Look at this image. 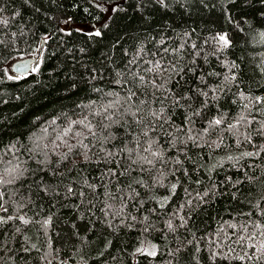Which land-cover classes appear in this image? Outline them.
Listing matches in <instances>:
<instances>
[{"label": "trees", "instance_id": "16d2710c", "mask_svg": "<svg viewBox=\"0 0 264 264\" xmlns=\"http://www.w3.org/2000/svg\"><path fill=\"white\" fill-rule=\"evenodd\" d=\"M0 8L4 9L0 19L9 21L7 25H0V41H3L0 43V69H8L15 59L36 56L42 61L39 72L19 81L7 80L0 71V155L5 160L18 157L28 167H37L33 153L28 151L33 133H40L43 127H48L51 134L62 122V112L70 113L78 105L89 103L90 99L99 103L100 93L94 92L93 86L107 91L112 87L110 80L115 76V69L125 70L126 66L148 68L152 65L145 61L158 60L161 56L196 67L198 72L202 68L203 72L211 73L207 81L213 85L221 78L215 73L227 72L234 61L239 66L237 71H241L243 76L241 87L246 90L251 88L253 96L264 94L262 0H244L243 3L238 0L236 4L230 3V0H165L163 5L158 0H29L27 4L24 0H0ZM113 8L117 10L113 12ZM17 12L20 15H16ZM106 21L108 27L104 28L102 25ZM65 24L91 25L97 27L102 35L89 36L87 32L75 28L64 31ZM220 33H227L234 46L226 52L211 54L218 47L212 37ZM193 44L196 49L191 47ZM38 48L40 52L36 51ZM80 49H85V52ZM165 49L168 51L165 52ZM173 49L178 51L173 52ZM192 59L196 60L195 65L191 63ZM130 60L133 63L128 65ZM85 63L90 68L101 69L104 79L90 83L83 75L82 64ZM176 78L174 76L173 80ZM123 79L128 80L130 76ZM195 81L196 78L189 72L188 83L182 80L181 84L187 88ZM117 90L124 91L123 88ZM235 92L233 87L220 100L230 115L240 112V105L245 103L238 95H233ZM146 99L152 102L154 98ZM259 107L264 108V105ZM175 118L178 119L179 114ZM53 119H56V125H50ZM256 120L264 121V114L256 113ZM253 142L259 144L264 140L253 136ZM224 145L211 152L194 149L201 152L199 160L207 167L196 171L192 169L195 160L185 161L191 179L182 176L177 195L172 197L166 208L160 210L161 213L169 210L176 212L177 206L187 196L185 188L195 195L215 182L219 186L215 194L204 201H194L191 207L186 205L179 213L190 216L186 227L175 233L165 231L162 234L159 228L164 223V217L148 210L158 207L153 197L165 193L166 188L157 187L153 192L139 188L138 199L146 201L141 208L157 224V229L141 235L138 231L141 226L137 224L134 229L121 227L112 233L111 229L97 222L87 233V240L95 243L82 244L80 236L73 235L75 229L71 225L74 221L83 235L90 227L87 217L91 213L74 212L71 207H61L59 203L49 212L45 199L42 202L45 207L37 210L42 216L52 215L51 228L44 230L39 225L30 224L27 228L21 225L30 239L22 241L19 235L14 240L9 237L13 259L8 264H48L49 260L52 264H213L209 258L210 251L218 249L208 241L215 238L218 242L222 235L219 228L223 227L231 235L233 229L229 225H252L264 220L261 216V209H264V153L255 158H242L236 163L227 160L226 156H239L244 151H256V148L248 143L237 146L232 137H227ZM214 164L216 167L210 171ZM85 176L96 178L93 179L95 183L100 178L97 166H90L77 178ZM247 177L256 179L249 181ZM197 178L200 179L199 184L194 182ZM29 179L34 183L32 178ZM172 180L169 175L164 184L170 186ZM33 198L41 203L39 196L34 194ZM101 207L98 198L93 220L102 217ZM128 209L140 215L132 203H129ZM25 211L29 216L33 215L28 209ZM77 216L84 218L77 219ZM253 230L248 228L249 232ZM103 237L111 239L112 245L104 256H98ZM143 238L156 245V257L135 252ZM20 243L25 246L34 243L37 247L30 253L20 254L15 251ZM247 250L251 252L250 248ZM237 252L242 254L238 246ZM113 254L119 258L116 262L111 260ZM235 255L233 253L230 264H264V260L257 261L255 258L249 260L246 257L241 261L235 259ZM215 264L229 262L217 259Z\"/></svg>", "mask_w": 264, "mask_h": 264}, {"label": "snow or ice", "instance_id": "6c2138e0", "mask_svg": "<svg viewBox=\"0 0 264 264\" xmlns=\"http://www.w3.org/2000/svg\"><path fill=\"white\" fill-rule=\"evenodd\" d=\"M24 2L27 4L29 0ZM158 2L163 5L165 0ZM237 2L238 0H230L232 4ZM243 2L244 0H241V3ZM116 10L112 9L113 12ZM3 11L4 9L0 8V13ZM16 15L20 13L17 12ZM8 23V20L0 19V25ZM102 27H108L107 21ZM88 35L100 37L102 32L96 29ZM261 35L264 36V33ZM212 39L218 47L211 54L226 52L234 46L227 33L217 34ZM191 47L197 48L195 44ZM36 51L41 50L38 48ZM80 51L83 53L85 49ZM167 51L165 49V52ZM172 51L176 52L178 49ZM196 55L199 56V52ZM41 62L37 60L34 66L27 63L18 64L11 69L0 71H3L7 80L19 81L39 72ZM132 63L133 61H128V65ZM145 63H151L152 66L148 68L126 66L125 70L115 69V76L110 80L112 87L107 91L93 86L92 90L100 93L99 103L90 99L89 103L78 105L70 113L62 112V122L51 134L48 127H43L40 133H33L28 151L33 153L37 167H28L18 157L5 160L0 155V264H8V261L13 259L11 255L13 247L9 237L14 240L19 235L22 241L30 239L24 234L21 225L25 228L30 224L39 225L44 230L51 228L52 215L42 216L41 211L37 210L45 207L42 203L45 199L49 212L59 203L61 207H71L74 212L91 213L87 217L90 227L83 235L74 221L71 226L75 229L73 235L80 236L82 244L84 242L92 244L95 241H88L87 233L92 231V226L97 222L111 229L112 233L121 227L134 229L137 224L141 226L138 229L141 235L157 229V224L150 220L149 215L141 208L146 201L138 199L140 197L138 189L144 188L153 192L157 187H165V193L153 197L157 200L158 207L148 211L164 217V223L159 228L162 234L165 231L175 233L186 227L190 219L187 214L179 215L185 206L191 207L194 201L197 203L204 201L215 194L219 187L213 182L202 192L197 191L195 195L185 188L187 196L183 198L184 202L177 206L176 212L170 210L160 212L166 208L172 197L177 195L180 178L187 176V179H191L185 161L195 160L192 169L196 171H199L200 167H207L199 160L201 152L194 149L211 152L225 146V139L232 137L237 146L243 143L252 144L256 151H244L235 157L229 154L226 156L227 160L239 163L242 158H255L264 153V143L253 142V136L264 140V121L256 120V113L264 114V108L259 107L264 105V94L253 96L251 88L246 90L241 87L244 83L243 76L241 71H237L239 66L234 61L229 65L227 72L215 73L221 78L214 85L207 81V76L211 73L203 72L202 68L198 72L196 67L181 64L176 59L168 60L161 56L158 60ZM191 63L195 65L196 60L192 59ZM82 67L83 75L90 83L104 79L101 69L90 68L86 63L82 64ZM9 71L18 75H10ZM189 72L196 81L194 85L189 84L184 88L181 81L188 83ZM124 76H130V79L124 80ZM174 76L177 77L175 80ZM233 87L236 89L233 95H238L245 103L240 105V112L230 115L220 100L224 93L230 92ZM118 88H123V93L117 90ZM161 92L163 94H158ZM146 97L154 99L149 102ZM153 104L159 106L154 107ZM177 114L178 119L175 118ZM56 123V119L50 121V125ZM13 155L15 156L14 153ZM92 165H96L100 173V178L95 183L93 179L96 178L88 176L77 178L80 172H87ZM215 167L214 164L209 170ZM169 175L173 177L170 186L164 184ZM29 178H32L34 183ZM247 179L252 181L256 177ZM194 182L199 184L200 179L197 178ZM239 182L242 181H237ZM34 194L39 196L41 203H37L33 198ZM98 198L103 215L93 220L92 217L95 216L93 209ZM129 203H132L136 212L140 213L139 216L128 209ZM25 209L33 212V215L29 216ZM261 216L264 217V209H261ZM83 218L77 216V219ZM228 227L233 229L231 235L221 227L218 231L222 235L219 236L218 242L215 238L208 241L218 249L210 251L209 258L213 264L217 259H223L230 264L233 253L236 254L235 259L241 261L246 257L249 260L253 258L257 261L264 260V220L259 223L253 222L252 225ZM249 227L254 230L249 232ZM257 236L261 237V240L257 241ZM111 245L112 240L103 237L98 256H104ZM237 246L242 254L237 252ZM36 247L34 243L28 246L20 243L15 251L20 254L30 253L31 249ZM248 248L251 252L247 250ZM179 250L177 247V251ZM135 252L149 257L157 256L156 245L151 244L146 238L141 240V246L137 247ZM118 259L115 254L111 256L113 262ZM48 264H52L51 260Z\"/></svg>", "mask_w": 264, "mask_h": 264}, {"label": "rangeland", "instance_id": "374dc122", "mask_svg": "<svg viewBox=\"0 0 264 264\" xmlns=\"http://www.w3.org/2000/svg\"><path fill=\"white\" fill-rule=\"evenodd\" d=\"M72 28H75L76 30L79 29V31H84V32H87V33H91V32H94L97 27H94V26H91V25H71V24H65L64 27H63V30L64 31H69L71 30ZM36 56H32L30 58H22V59H15L14 61H12L9 65H8V69H11L12 67L18 65V64H21L23 61H25L26 59H34V64L33 66L36 64L37 62V58ZM10 75H18V73H14V72H11L9 71ZM257 240H261L260 237L257 236Z\"/></svg>", "mask_w": 264, "mask_h": 264}, {"label": "water", "instance_id": "95a60500", "mask_svg": "<svg viewBox=\"0 0 264 264\" xmlns=\"http://www.w3.org/2000/svg\"><path fill=\"white\" fill-rule=\"evenodd\" d=\"M34 59H26L25 61H23L21 64H30V65H33L34 64Z\"/></svg>", "mask_w": 264, "mask_h": 264}]
</instances>
